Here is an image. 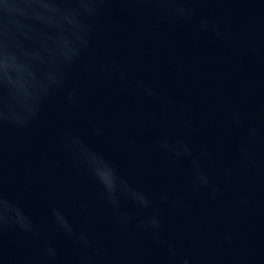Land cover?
<instances>
[{"label":"water","instance_id":"obj_1","mask_svg":"<svg viewBox=\"0 0 264 264\" xmlns=\"http://www.w3.org/2000/svg\"><path fill=\"white\" fill-rule=\"evenodd\" d=\"M0 264H264V0H0Z\"/></svg>","mask_w":264,"mask_h":264}]
</instances>
